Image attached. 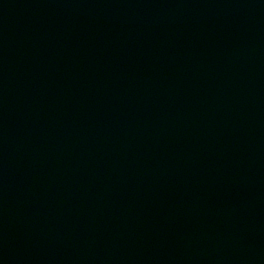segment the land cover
<instances>
[{
	"label": "water",
	"instance_id": "1",
	"mask_svg": "<svg viewBox=\"0 0 264 264\" xmlns=\"http://www.w3.org/2000/svg\"><path fill=\"white\" fill-rule=\"evenodd\" d=\"M0 264H264V0H0Z\"/></svg>",
	"mask_w": 264,
	"mask_h": 264
}]
</instances>
